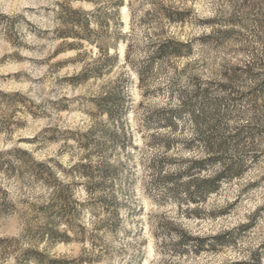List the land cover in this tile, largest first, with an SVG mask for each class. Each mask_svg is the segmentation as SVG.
<instances>
[{
    "label": "rangeland",
    "instance_id": "rangeland-1",
    "mask_svg": "<svg viewBox=\"0 0 264 264\" xmlns=\"http://www.w3.org/2000/svg\"><path fill=\"white\" fill-rule=\"evenodd\" d=\"M0 264H264V0H0Z\"/></svg>",
    "mask_w": 264,
    "mask_h": 264
},
{
    "label": "trees",
    "instance_id": "trees-1",
    "mask_svg": "<svg viewBox=\"0 0 264 264\" xmlns=\"http://www.w3.org/2000/svg\"><path fill=\"white\" fill-rule=\"evenodd\" d=\"M79 12L80 11H78V10H74V11H71L70 13L73 16L77 17V15H79ZM84 26H87V24L84 23ZM189 162L190 163L188 164V168L186 169V173H188V174L191 173L193 169H198L196 171H200V168L204 167V166H202V163H200V160L193 159V160H190ZM197 173L198 172H196V174ZM197 175H195V174L193 175V173L190 174L191 180L187 183L188 186L191 183H195L194 185L196 186V189L199 193H205V192L207 193V191L212 188V184L215 180V179H213L214 177L213 178H207V179L206 178L200 179ZM58 198L60 201H64V198L63 197L61 198V195H58Z\"/></svg>",
    "mask_w": 264,
    "mask_h": 264
}]
</instances>
